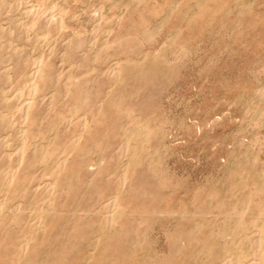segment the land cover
<instances>
[{"label":"rangeland","instance_id":"obj_1","mask_svg":"<svg viewBox=\"0 0 264 264\" xmlns=\"http://www.w3.org/2000/svg\"><path fill=\"white\" fill-rule=\"evenodd\" d=\"M0 264H264V0H0Z\"/></svg>","mask_w":264,"mask_h":264}]
</instances>
